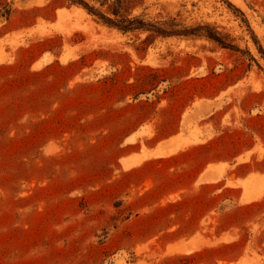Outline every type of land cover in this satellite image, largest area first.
<instances>
[{
    "label": "rangeland",
    "instance_id": "rangeland-1",
    "mask_svg": "<svg viewBox=\"0 0 264 264\" xmlns=\"http://www.w3.org/2000/svg\"><path fill=\"white\" fill-rule=\"evenodd\" d=\"M125 6L256 61L0 0V264H264V0Z\"/></svg>",
    "mask_w": 264,
    "mask_h": 264
},
{
    "label": "trees",
    "instance_id": "trees-1",
    "mask_svg": "<svg viewBox=\"0 0 264 264\" xmlns=\"http://www.w3.org/2000/svg\"><path fill=\"white\" fill-rule=\"evenodd\" d=\"M69 6L81 8L97 24L117 30L123 34L146 32L160 37L206 38L217 43L224 49L241 52L249 61L255 62L250 50H242L239 46L228 41L215 27L210 25H187L175 18L157 19L142 11L130 14L125 6V0H63ZM227 2V0H225ZM4 16L7 18L11 8L5 7ZM255 38V37H254ZM258 53L264 58V49L254 39Z\"/></svg>",
    "mask_w": 264,
    "mask_h": 264
}]
</instances>
